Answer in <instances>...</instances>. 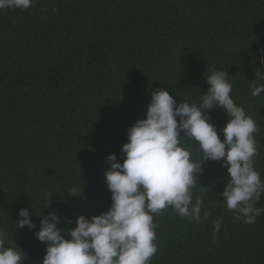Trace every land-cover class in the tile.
<instances>
[{"label":"trees","instance_id":"1","mask_svg":"<svg viewBox=\"0 0 264 264\" xmlns=\"http://www.w3.org/2000/svg\"><path fill=\"white\" fill-rule=\"evenodd\" d=\"M260 49L264 0H36L26 11H0V228L26 254L23 264H42L45 245L15 230L19 210L29 209L37 230L41 214L55 212L58 227L74 228L77 216L106 212V158L123 162L148 93L162 88L177 103H199L210 69H225L234 101L257 122L254 159L264 180V92L253 97L249 84L256 69L264 72ZM208 115L223 139L225 110ZM222 164L205 161L197 177L203 189L193 202L203 198L207 221L171 208L154 217L151 264H264V214L252 225L234 219L219 196L228 179ZM72 189L82 195L69 196ZM256 206L264 208V197Z\"/></svg>","mask_w":264,"mask_h":264},{"label":"clouds","instance_id":"2","mask_svg":"<svg viewBox=\"0 0 264 264\" xmlns=\"http://www.w3.org/2000/svg\"><path fill=\"white\" fill-rule=\"evenodd\" d=\"M36 0H0V11H26ZM264 55V49L258 50ZM204 77L206 93L195 101L177 103L167 90L150 91L146 118L137 120L128 129V142L123 144V162L115 154L106 159L104 173L111 207L99 215L77 216L74 228H60L61 218L55 212L41 214L37 230L28 208H21L16 229L27 228L45 245L42 264H151L157 254V225L154 217L171 208L189 222L207 221L204 200L194 199L200 188L198 175H203L205 161L220 162L227 168L228 179L219 196L234 219L252 225L264 214L257 203L264 197V180L256 169L258 154L255 134L257 122L233 97V84L224 70H208ZM251 95L264 92V72L255 70ZM225 110L227 122L218 133L208 115L215 108ZM183 133V137L181 136ZM188 141H194L199 159L193 158ZM69 196L78 197L82 190L72 189ZM216 197V193H213ZM45 209L50 197L44 196ZM221 221L214 222L212 239L218 238ZM65 236L70 238L66 239ZM0 228V264H23L27 256Z\"/></svg>","mask_w":264,"mask_h":264}]
</instances>
